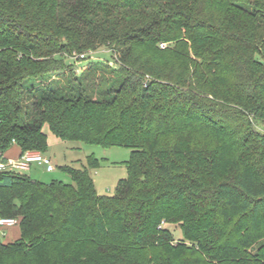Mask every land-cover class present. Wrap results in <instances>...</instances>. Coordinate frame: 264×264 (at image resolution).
<instances>
[{
    "label": "trees",
    "instance_id": "trees-1",
    "mask_svg": "<svg viewBox=\"0 0 264 264\" xmlns=\"http://www.w3.org/2000/svg\"><path fill=\"white\" fill-rule=\"evenodd\" d=\"M46 130L130 149L128 176L0 172V264H264V0H0V153Z\"/></svg>",
    "mask_w": 264,
    "mask_h": 264
},
{
    "label": "rangeland",
    "instance_id": "rangeland-1",
    "mask_svg": "<svg viewBox=\"0 0 264 264\" xmlns=\"http://www.w3.org/2000/svg\"><path fill=\"white\" fill-rule=\"evenodd\" d=\"M86 59L68 58L66 63L75 66L77 71L83 72L93 63H104L114 65L113 55L105 47L99 48L96 52L87 53ZM48 134V150L43 155L49 159L54 167V171L47 172L43 165L34 164L32 172L25 174L33 180L45 184L61 181L71 183L70 176L62 170L64 167H73L83 169L87 167L89 157H94L99 167L89 169L97 193L101 196H113L116 193L120 181L128 176L126 163L131 159L132 151L123 147L103 148L100 146L86 145L80 142H63L57 139L50 131ZM169 231L173 234L175 241L183 240V231L180 226L167 225ZM5 233V238L3 237ZM3 234V236H1ZM7 235V236H6ZM20 237V227L6 228L0 233V241H13Z\"/></svg>",
    "mask_w": 264,
    "mask_h": 264
},
{
    "label": "built area",
    "instance_id": "built-area-1",
    "mask_svg": "<svg viewBox=\"0 0 264 264\" xmlns=\"http://www.w3.org/2000/svg\"><path fill=\"white\" fill-rule=\"evenodd\" d=\"M165 47V45H162V48ZM86 56V54L75 55L73 58L84 60ZM34 164L45 166L49 173L55 170L51 161L45 158L40 152H27L17 160L6 159L0 153V172L26 173L31 171ZM17 223L16 219L0 217V233L6 228L16 226Z\"/></svg>",
    "mask_w": 264,
    "mask_h": 264
},
{
    "label": "crops",
    "instance_id": "crops-1",
    "mask_svg": "<svg viewBox=\"0 0 264 264\" xmlns=\"http://www.w3.org/2000/svg\"><path fill=\"white\" fill-rule=\"evenodd\" d=\"M20 155H21V151H20V149L17 147V146H14L4 157L6 158V159H11V160H17V159H19L20 158ZM43 167H45V166H43ZM46 169V168H45ZM32 170H33V167L31 168V171L30 172H32ZM49 173V172H48ZM51 173V172H50ZM14 227H16V226H14ZM9 228H12V227H9ZM3 234H4V236H3ZM1 236H3L4 238H5V233H3ZM7 236V235H6ZM18 239V238H17ZM16 239V240H17ZM16 240H13V241H3L4 243H12V242H14V241H16Z\"/></svg>",
    "mask_w": 264,
    "mask_h": 264
}]
</instances>
